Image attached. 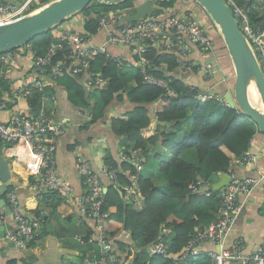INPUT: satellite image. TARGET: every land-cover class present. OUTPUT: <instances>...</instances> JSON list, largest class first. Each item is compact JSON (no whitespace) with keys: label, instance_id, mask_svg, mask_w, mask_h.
Segmentation results:
<instances>
[{"label":"trees","instance_id":"obj_1","mask_svg":"<svg viewBox=\"0 0 264 264\" xmlns=\"http://www.w3.org/2000/svg\"><path fill=\"white\" fill-rule=\"evenodd\" d=\"M47 1L35 2L32 9ZM233 1L247 10L253 25L264 26V0ZM157 2L159 9L156 14L161 15L164 10L173 9L178 0ZM135 4V0L120 4L93 1L90 7L80 12L86 17V32L89 35L98 33L102 14ZM56 28L36 37L26 46L37 54H46L50 43L57 40ZM216 37L215 45L220 42L218 47L227 53L222 38ZM20 48L12 51H20ZM66 52L58 51L53 60L66 58ZM143 56L149 60V73L166 79L167 88L147 83L138 66H121L105 54L95 55L83 75H75L66 69L56 81L66 86L70 101L87 116L84 130L103 121L119 138L126 156L130 157L132 151H137L138 158H144L139 164L130 159L120 161L106 150L105 163L118 170L119 174L118 181L108 186L102 198L101 211L107 213L103 218L104 233L115 240L121 260L132 258L137 264H215L206 253L180 258L193 236L217 220L222 198L220 190L214 191L211 182L218 174H230L235 168V160L249 153L259 131L258 126L225 100L199 101L197 96L203 90L179 76L182 67L177 54L150 46ZM136 60L140 58L137 56ZM88 78L94 84L99 79L102 81L89 88L86 85ZM2 82L8 91V81L4 79ZM54 87L50 84L44 92L34 89V95L29 99L34 112L40 109L44 95H55ZM169 89L176 94L170 96ZM115 101L129 106L119 110ZM151 104L155 105L158 125L154 135L145 138L142 132L149 128L154 117ZM163 149L171 155L170 158L166 157ZM133 175L137 176V188L146 201L143 209H138L124 197L125 187L133 184ZM30 179L34 182L35 176ZM200 179L209 182V189L206 187L209 195L206 190L193 189ZM53 193L63 194L60 190ZM41 210L40 206L36 216H40ZM123 230L130 233L128 239L117 238ZM160 240L166 245L167 255L150 251ZM28 246H34V241ZM9 264L16 263L11 261Z\"/></svg>","mask_w":264,"mask_h":264},{"label":"built area","instance_id":"obj_2","mask_svg":"<svg viewBox=\"0 0 264 264\" xmlns=\"http://www.w3.org/2000/svg\"><path fill=\"white\" fill-rule=\"evenodd\" d=\"M37 1L39 0H24L23 2L0 0V23L10 22L23 16L32 9ZM227 2L232 7L242 31L253 44L264 73V26L253 25L247 10L235 1L227 0ZM119 11L102 14L99 17L98 31L116 25L109 31L106 41L100 45L91 44L92 35L87 32L80 33L72 29L60 30L57 27L54 31L57 40L50 43L46 54H37L30 46H23L19 50L30 49L33 55L32 71L29 75H25L23 82H9L8 91L4 92L0 87V112H12L9 120L0 118V142L4 147L6 157L12 163L23 165L30 177L35 176L32 185L40 192L60 190L66 195H73L74 190L70 183L60 175L57 168L59 138L65 134L66 129L63 123L59 124L54 119L55 110L48 109V103L55 100V95H44L40 109L34 112L29 101L34 95V89L44 92L49 84L63 76L66 69L75 75H83L89 61L97 54H105L121 66L136 65L141 69L147 83L167 88L168 81L166 79L150 74L148 71L150 63L143 56L148 47L154 46L161 51L177 54L178 63L182 68L194 66L195 63L189 59L194 46L207 57L211 55L216 57L218 54L214 36L192 13H184L181 16L154 13L135 22L125 21L119 26L118 23L122 17L119 15ZM110 46L127 47L140 60L131 59L125 54H114L110 51ZM60 50L67 51L66 58L54 61L53 58ZM14 58L15 52L13 51L0 55V83L4 79L12 77L10 69ZM214 69V66L208 63L207 72L212 73ZM101 81L99 79L94 84L88 78L86 85L90 88L99 85ZM168 94L174 96L176 92L169 89ZM197 99L202 102L209 99L225 100L223 96L211 91L200 92ZM21 101L26 102V108L21 107ZM122 155L124 160L130 159L139 164L137 151H132L130 157L123 152ZM257 162L258 157L249 152L237 158L235 165L242 166ZM78 173L85 189V193L79 196V203L84 213L95 220L98 232L91 235H78L77 239L85 245H96L100 249V256L98 258H82L75 264H137L132 258L128 261L121 260L115 240L104 233L103 218L107 216V213L101 211L102 198L105 193L102 176L107 177L112 183H116L118 170L111 169L108 164L104 163L100 171H97L89 161L82 159L79 163ZM228 175L229 183L220 189L222 207L217 220L207 229L193 236L180 260L189 255L202 253L200 245L203 242L223 244L241 211L239 196L251 193L256 184L264 180V174L260 179L241 177L235 169ZM132 178L133 184L125 187V200L138 209H143L146 206V201L137 188L138 178L136 175H133ZM208 185L207 180L200 179L193 185V189L195 191L206 190L209 195ZM7 199L12 208L16 229L9 230L5 238L17 247L25 249L31 241L36 239L35 222L22 209L16 192L11 190ZM129 237L130 233L123 230L120 239ZM150 251L152 254L167 255L166 245L162 240L155 244ZM206 254L212 257L215 264H226L230 261H239L242 264H264V244L258 245L250 253H244V246L242 242H239L236 249L209 250Z\"/></svg>","mask_w":264,"mask_h":264},{"label":"crops","instance_id":"obj_3","mask_svg":"<svg viewBox=\"0 0 264 264\" xmlns=\"http://www.w3.org/2000/svg\"><path fill=\"white\" fill-rule=\"evenodd\" d=\"M8 1L23 2L24 0ZM194 4L196 3H192L190 0H178L173 9L164 10V13L166 16H181L184 13H192L213 36L218 35L216 37L218 38L219 33L214 29V24L204 15L203 11L195 8ZM85 20V15L79 13L57 29H72L85 33ZM115 27L116 25L99 30L98 33L91 36L90 43L93 45L104 43L109 31ZM219 43L216 57L213 55L207 57L194 46L189 56V59L195 63L194 66L182 68L178 74L185 78L187 83L198 86L203 91H211L224 96L226 91L233 90L235 75L232 61L227 53L220 50ZM109 48L114 54H125L131 59H136V56L127 47L110 46ZM32 57L30 49L15 52L14 63L10 69V76L12 77L6 79L8 83L25 80V75H29L33 68ZM208 58L210 62H208ZM208 63H211L215 68L212 73L207 72ZM51 84L55 85V100L48 103V109L55 110L54 119L59 124L63 123L66 129L65 134L59 138L57 168L60 175L70 183L74 193L73 195H66L62 191L63 196H60L53 191L40 192L33 188L25 167L13 163L15 187H12V191L18 195L22 209L34 220L37 236L34 240V246H28L25 249L17 247L5 237L0 238V264H9L11 261H15L16 264H75L82 258H98L100 256V249L96 245H85L77 239L78 235L98 232L95 220L84 213L79 203V196L85 193V189L78 173V167L80 160L84 159L89 161L95 170L100 171L105 163L107 149L117 160H124L120 140L104 125L103 121L92 125L88 130H84L87 116L70 101L66 86L56 82ZM0 87L4 92L7 91V85L3 82L0 83ZM114 104L119 110L127 109L129 106L117 101ZM20 105L26 108L25 101H21ZM154 106V104L150 105L154 116L153 122L149 128L142 132V136L145 138L154 135L158 125ZM11 116V111L0 112V118L3 120H9ZM189 127L191 128V126ZM0 149L7 156L3 145ZM162 151L167 158H170L171 155L165 149ZM249 152L258 157V162L242 166L235 165L234 169L241 177L260 179L264 174V134L260 131L256 133ZM157 169L156 165V171ZM223 175L225 174L214 176L211 185L221 181ZM102 180L105 191H107L112 182L104 176H102ZM239 204L241 211L238 213L235 225L226 236L223 244L203 242L200 245L202 253H207L209 250L236 249L239 242H242L244 246V253H250L258 245L264 244V180L258 182L251 193L241 194ZM40 206L42 210L38 217L36 210ZM1 214L3 224L8 225L10 230L16 229L13 215L8 216L5 209L1 210ZM121 233L122 231L117 236L119 239ZM226 264L242 263L230 261Z\"/></svg>","mask_w":264,"mask_h":264},{"label":"water","instance_id":"obj_4","mask_svg":"<svg viewBox=\"0 0 264 264\" xmlns=\"http://www.w3.org/2000/svg\"><path fill=\"white\" fill-rule=\"evenodd\" d=\"M102 4H120L126 0H49L31 9L23 16L6 23H0V55L16 48L23 47L46 31L54 29L90 7L92 2ZM210 16L222 38L227 53L232 61L235 83L233 90L224 94L225 101L232 108H238L258 126L264 134V73L258 56L250 39L242 31L227 0H195ZM159 9L157 0H145L133 7L121 9V26L125 21L135 22L154 14ZM210 62L209 58L207 59ZM254 93L256 105L251 100ZM229 183V175H223L213 190L219 191ZM15 187L13 182V163L0 149V238L10 230L3 224L1 210L5 209L12 216L8 204V194ZM123 195V192L120 191Z\"/></svg>","mask_w":264,"mask_h":264},{"label":"rangeland","instance_id":"obj_5","mask_svg":"<svg viewBox=\"0 0 264 264\" xmlns=\"http://www.w3.org/2000/svg\"><path fill=\"white\" fill-rule=\"evenodd\" d=\"M142 1H144V0H135V5H137L139 2H142ZM192 2H194V3H196L194 0H191ZM36 4V3H35ZM195 5V8H197L199 11H203V13H204V15L206 16V17H208L210 20H211V18H210V16L204 11V9L203 8H201L198 4H194ZM35 6V5H34ZM125 9V8H124ZM158 11V10H157ZM211 22L214 24V22L211 20ZM214 27V29L217 31V29H216V27H215V25L213 26ZM221 38V37H220ZM143 157H139L137 160H138V162L139 163H141L142 161H143Z\"/></svg>","mask_w":264,"mask_h":264},{"label":"bare ground","instance_id":"obj_6","mask_svg":"<svg viewBox=\"0 0 264 264\" xmlns=\"http://www.w3.org/2000/svg\"><path fill=\"white\" fill-rule=\"evenodd\" d=\"M251 100L253 101L254 104H256V105L259 104L260 105V103H257L258 101H257L256 96H255L254 93L251 94Z\"/></svg>","mask_w":264,"mask_h":264}]
</instances>
